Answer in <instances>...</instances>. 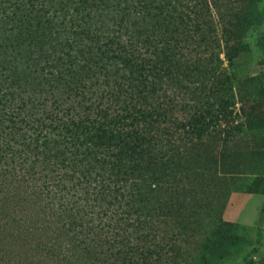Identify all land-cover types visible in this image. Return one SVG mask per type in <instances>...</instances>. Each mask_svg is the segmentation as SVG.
Returning <instances> with one entry per match:
<instances>
[{
  "label": "trees",
  "instance_id": "trees-1",
  "mask_svg": "<svg viewBox=\"0 0 264 264\" xmlns=\"http://www.w3.org/2000/svg\"><path fill=\"white\" fill-rule=\"evenodd\" d=\"M190 1L135 0L116 12L108 0H76L69 18L12 20L30 47L22 61L0 58V264H206L229 254L227 222L204 234L205 193L224 181L243 124L236 108L256 123L264 90L204 56L223 44L238 58L252 26L264 50V13L259 22L250 0L222 11L218 0ZM74 17L82 25L68 27Z\"/></svg>",
  "mask_w": 264,
  "mask_h": 264
},
{
  "label": "rangeland",
  "instance_id": "rangeland-1",
  "mask_svg": "<svg viewBox=\"0 0 264 264\" xmlns=\"http://www.w3.org/2000/svg\"><path fill=\"white\" fill-rule=\"evenodd\" d=\"M75 1L0 0V11L2 12L0 14V58L10 53V60L18 61L17 56L19 55L22 61L23 51L30 47L28 42L21 40L20 35L17 34L19 28L12 24V20H18L21 23L22 17L27 15L31 17V15L40 12L41 14L54 12L69 18L75 8ZM108 1L109 7H114L115 11L118 9L116 12H119L120 9H125L135 0ZM199 1L201 0H191L189 5L192 6L195 3L198 5ZM227 1L229 0H218L220 11L223 10ZM184 3L186 2H182V4ZM249 6L254 7V12L259 18L258 21L261 22L264 13V0H250ZM211 8L213 19H217L215 7L212 6ZM135 13L137 14V11ZM73 20L71 25H68L66 21L64 23L68 27H75L79 23L80 25L83 23L80 18L74 17ZM64 28L67 29L62 23L56 27L62 32ZM259 32V26L258 28L255 26L247 27L243 31L241 44L244 51L238 58L227 59L223 52V44L220 48L217 46L215 52L207 53L204 58L209 61V57H211V60H215L213 64L218 63L221 70L229 73V70L233 69L239 77L256 76V91L257 95L261 96L260 92L264 90V50H261L256 41ZM71 35L69 41H73L76 46L82 44L81 40H76L79 38L77 34ZM65 39L68 37L65 36ZM231 64L234 67H231ZM175 96L184 100L190 98L185 92H181L179 95L175 94ZM16 106L20 107L21 104L18 103ZM235 112L237 114L235 121L243 124L240 125L238 140L227 145L226 156L223 160L224 163H222L224 171L222 185L212 184L205 193L211 211L209 224L204 234L206 236L213 230L217 232L218 225L222 220L221 222L228 223L226 240L231 235H235L237 242L232 245L231 251L224 259L218 262H211L209 259L206 264H264V115L256 123H250L243 120L237 108ZM195 192L201 195L197 189ZM201 233L200 229L196 235Z\"/></svg>",
  "mask_w": 264,
  "mask_h": 264
}]
</instances>
